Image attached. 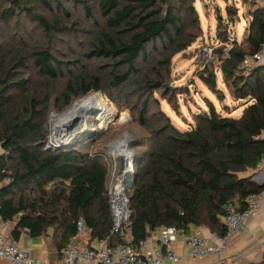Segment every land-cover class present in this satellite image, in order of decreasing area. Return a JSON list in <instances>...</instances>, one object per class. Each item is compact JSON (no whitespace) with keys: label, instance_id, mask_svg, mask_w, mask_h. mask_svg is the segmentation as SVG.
Listing matches in <instances>:
<instances>
[{"label":"trees","instance_id":"obj_1","mask_svg":"<svg viewBox=\"0 0 264 264\" xmlns=\"http://www.w3.org/2000/svg\"><path fill=\"white\" fill-rule=\"evenodd\" d=\"M38 2L51 6L47 0ZM51 2L63 9V20L36 12L30 0H0V31L8 35L0 37V144L5 153L0 156V217L13 222V238L18 241L26 229L32 237L52 231L51 249L64 259L80 218L87 245L95 240L113 247L138 245L161 228L183 233L190 226L226 236L225 208L238 204L244 209L250 195L264 191V184L255 181L264 157V57L245 67L246 57L256 55L264 40V8L252 7L249 37L241 44L234 41L219 67L226 89L244 102L241 116L223 115L205 98L207 110L193 113L189 129L181 130L155 95L179 114L178 98L189 90L171 83L172 59L202 33L196 0H95L105 27L82 57L102 62L99 69H108L107 74L92 69L73 74L63 85L58 83L63 67L76 70L79 61H61L56 39L64 41L80 23L70 22L62 5L82 2L86 18L93 17V7L83 0ZM227 12L228 17L234 14ZM24 21L37 26L39 44L45 46L22 41L18 32ZM158 43L172 48L171 53H154ZM34 71L41 80L32 82ZM200 78L210 91L221 93L214 68L205 67ZM110 89L125 94L127 108L141 125L131 141L136 151L133 187L125 191L130 217L118 233L113 232L109 194L110 150L97 147L108 135L90 131L69 145L48 148L46 130L50 111L62 112L74 99Z\"/></svg>","mask_w":264,"mask_h":264},{"label":"rangeland","instance_id":"obj_2","mask_svg":"<svg viewBox=\"0 0 264 264\" xmlns=\"http://www.w3.org/2000/svg\"><path fill=\"white\" fill-rule=\"evenodd\" d=\"M36 3V12L46 15L48 18H63V9L55 8L54 3L50 1L51 6L47 8L45 5L38 2V0H30ZM85 3H89L93 9V17L86 18L82 12V2H78L75 7H72L70 3H64L62 8L69 11L70 22H79L80 26L77 28V32L71 34L68 38L62 40L56 39L59 50L56 52L57 57L63 62L79 61L78 69L74 70L63 67V78L58 82L60 85L65 84L69 78H72L73 74L81 72L91 71L92 69L98 75H106L108 69L101 70L99 66L103 63L100 61H92L82 57L85 54H89L93 50L94 38L105 27V20L102 16L100 9L96 5L95 0H83ZM196 10L200 17V23L202 33L197 40L188 47L185 51L174 55L172 59V81L171 83L176 87L188 89V94L179 96V114H177L165 101L160 94L155 95L161 105L163 111H165L172 119L174 125L181 129H189L190 124L193 123L192 114L200 112V108L207 110V104L205 98L209 99L216 107V109L226 115L227 112L231 113L232 117L239 118L243 112V103L237 101L231 94V91L226 89V85L223 84L222 75L219 72V67L223 59L227 58L230 50L233 47V42L243 43L247 37H249V13L252 10V3L250 0L246 1H233V0H196ZM231 9L234 14L228 17L227 9ZM222 22L221 29L218 28L219 22ZM0 22V27H1ZM20 33L29 45H41L45 46L40 41L42 40L41 32L37 26L32 22H23L21 25ZM0 37L7 38L8 35L4 31H0ZM21 40V38H19ZM169 46L163 48L158 43L159 56L162 53H171ZM248 66V67H247ZM205 67L214 68L218 78V89L220 94L217 96L210 91L208 87L203 83L200 78L201 73ZM245 67L250 68L248 64ZM246 69V72L247 73ZM32 82L41 80V75L34 71L32 73ZM100 95L105 105L95 104L90 108V111H97L96 117H88L87 121L81 124L87 125L88 128L95 129L98 135H108L98 143L99 148L105 150L104 146L111 147L113 144L124 142L123 147L118 148L116 151L121 154H125L126 150H132L134 158L136 151L131 147L132 135L138 134L141 130V125L136 114H133L130 109L127 108L129 102L125 94L110 89L107 92L93 93ZM92 95V94H91ZM90 96V95H89ZM87 98V97H86ZM85 99V98H84ZM82 99V100H84ZM136 100V98H134ZM82 100L74 99L67 103L62 112L52 110L48 114L47 127H50L48 135V143L52 141L55 144L54 131L58 128L59 124L53 119L54 115L62 116L77 103ZM132 100L131 103H135ZM156 103H153V106ZM225 108V109H224ZM57 126V127H56ZM127 138L129 140H127ZM127 141V142H126ZM96 148L93 152L99 150ZM107 148V149H108ZM106 149V150H107ZM108 151V150H107ZM114 151L107 152V161L109 171H113L115 165H120V156H113ZM5 155L3 146L0 144V156ZM6 173L10 174V170L7 168ZM122 228V226H121ZM87 239V236L84 237ZM83 242L85 244V240Z\"/></svg>","mask_w":264,"mask_h":264},{"label":"built area","instance_id":"obj_3","mask_svg":"<svg viewBox=\"0 0 264 264\" xmlns=\"http://www.w3.org/2000/svg\"><path fill=\"white\" fill-rule=\"evenodd\" d=\"M264 0H259L262 2ZM227 57L229 55L227 54ZM264 57V40L256 55L246 57L245 64L259 63ZM53 144L52 141L48 145ZM113 154V153H112ZM113 156L117 157V155ZM258 169L264 172V157ZM112 186L110 189L112 212L115 218L114 233L121 230L124 222L130 217L128 199L125 195L126 181L123 174L115 165L111 171ZM264 202V191L259 194L250 195L245 202V208L240 209L238 204L229 205L225 208V216L222 218L227 226V235L219 236L213 234L211 237L204 236L201 231L188 242L190 257L192 259L203 258L207 255L215 257L217 264H228L225 252L228 246L229 237L235 234L246 222L255 217ZM13 229V222L3 220L0 217V261L5 260L10 264H45L43 261L35 260L24 251L13 238L10 231ZM27 233L28 230L26 229ZM86 233V224L80 218L76 224L75 235L70 239L64 250V264H165L170 262L178 264L180 257L174 249V245L181 235L176 228H161L157 230V243L151 242L150 238L137 244H120L110 246L107 241H100L97 247L89 245L82 246V240Z\"/></svg>","mask_w":264,"mask_h":264},{"label":"crops","instance_id":"obj_4","mask_svg":"<svg viewBox=\"0 0 264 264\" xmlns=\"http://www.w3.org/2000/svg\"><path fill=\"white\" fill-rule=\"evenodd\" d=\"M252 7L264 8V1L250 0ZM258 184H264V172L260 171L255 177ZM201 231L204 236L211 237L215 233L205 227L190 226L186 232L181 233L174 245V249L181 259L178 264H217L216 259L212 255H207L203 258L192 259L190 257V248L188 242L197 233ZM52 231L42 237H32L28 233L21 234L17 241L19 246L26 251L32 259L43 261L45 264H64L63 256H58L54 250L51 249L50 236ZM220 236V235H219ZM82 246L88 243L87 239ZM157 233L155 232L151 237V242L157 243ZM100 241H93L89 243L91 247H97ZM228 264H264V202L259 213L249 219L244 226H242L235 234L229 237L228 246L225 252ZM0 264H10L8 261L1 260ZM165 264H172L166 262ZM177 264V263H176Z\"/></svg>","mask_w":264,"mask_h":264},{"label":"water","instance_id":"obj_5","mask_svg":"<svg viewBox=\"0 0 264 264\" xmlns=\"http://www.w3.org/2000/svg\"><path fill=\"white\" fill-rule=\"evenodd\" d=\"M97 111H89L87 112L88 117H96L97 118ZM56 115H54L52 118L55 119ZM98 119V118H97ZM47 131L50 130V127L46 128ZM95 131V129L88 128L86 125H81V119L74 117L72 119H68L63 121L61 124L59 123L58 128L54 131V139L55 144L47 145L48 148L51 147H63L66 145H69L75 138H77L80 134ZM62 137H65L62 138ZM127 140H129L127 138ZM127 142V141H126ZM124 142H117L116 144H113L111 147H109V150L114 151V155L120 156V165H119V171L121 174H123L125 181H126V188L131 189L133 187V173H134V154L132 150H128V152L131 155V159H129L125 154L118 153L116 151H119L118 148L123 147ZM263 185V184H261Z\"/></svg>","mask_w":264,"mask_h":264},{"label":"bare ground","instance_id":"obj_6","mask_svg":"<svg viewBox=\"0 0 264 264\" xmlns=\"http://www.w3.org/2000/svg\"><path fill=\"white\" fill-rule=\"evenodd\" d=\"M95 104L102 106V105H105L106 103L103 101V99H102V97L100 95L92 94V95L88 96L87 98H85L84 100H82L81 102L77 103L74 108H72L71 110H69L68 112H66L64 115L54 117L55 118V121L58 124L59 123L61 124L65 120H68V119H72L74 117H77V118H80L81 119V123H83L84 121H87L88 120V117L85 114L87 112H89L90 111V108L93 107ZM62 138L65 139V137H62ZM126 153H127L126 156L129 159H131L130 158L131 155L128 152V150H126Z\"/></svg>","mask_w":264,"mask_h":264}]
</instances>
